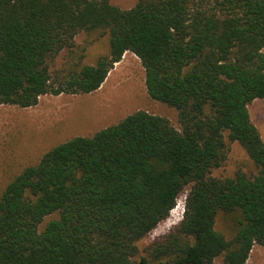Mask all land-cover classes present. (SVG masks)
<instances>
[{
    "label": "trees",
    "instance_id": "1",
    "mask_svg": "<svg viewBox=\"0 0 264 264\" xmlns=\"http://www.w3.org/2000/svg\"><path fill=\"white\" fill-rule=\"evenodd\" d=\"M100 32L94 64L51 72L80 34ZM264 0H0V106L89 94L125 52L144 69L165 117L135 111L76 136L22 169L0 194V264H245L264 247V143L247 106L264 99ZM227 141L256 173L214 177ZM187 188L182 218L143 252ZM58 214L42 229L47 216ZM233 216V235L215 228Z\"/></svg>",
    "mask_w": 264,
    "mask_h": 264
},
{
    "label": "rangeland",
    "instance_id": "2",
    "mask_svg": "<svg viewBox=\"0 0 264 264\" xmlns=\"http://www.w3.org/2000/svg\"><path fill=\"white\" fill-rule=\"evenodd\" d=\"M109 1L117 8L127 10L137 0ZM107 50V38L100 32L80 34L75 39L73 49L62 51L56 57L51 65V72L77 63L94 64ZM247 109L251 122L264 143V99L253 100ZM138 110L165 117L175 129L180 130L177 111L147 95L144 69L139 59L130 52L123 54L94 92L45 94L39 97L36 105L28 108L1 105L0 194L10 179L25 167L35 164L54 146L76 136H90ZM227 148L225 161L212 171L214 177L232 176L237 170L248 175L256 173L254 163L238 143L227 141ZM186 193L187 188L177 198L169 216L138 243L142 254L152 242L162 239L177 226L182 218ZM57 217V213L47 216L39 229ZM215 228L226 238H231L233 216L219 213ZM245 264H264V247L253 246Z\"/></svg>",
    "mask_w": 264,
    "mask_h": 264
}]
</instances>
